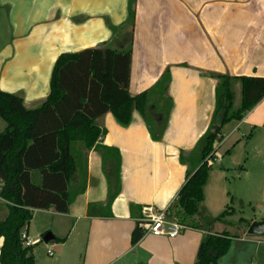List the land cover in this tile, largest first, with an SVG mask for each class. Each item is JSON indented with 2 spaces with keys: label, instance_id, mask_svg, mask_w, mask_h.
<instances>
[{
  "label": "crops",
  "instance_id": "obj_1",
  "mask_svg": "<svg viewBox=\"0 0 264 264\" xmlns=\"http://www.w3.org/2000/svg\"><path fill=\"white\" fill-rule=\"evenodd\" d=\"M128 2L0 0V89L22 94L28 109L39 107L50 95L62 54L120 47L109 24L119 28L126 23ZM167 70L173 107L163 139H152L138 112L128 128L112 113L100 117L97 124L106 132L99 145L121 156V192L110 205L103 155L95 149L85 152L87 187L69 213L36 210L23 233L33 244L37 264L36 247L42 243L53 244V257L58 255L44 264H196L204 239L226 232L234 238L219 264H264V235H250L239 223L264 222V99L242 121L223 129L218 167L212 165L195 218L202 226L175 239L147 234L132 244L143 209L169 210L187 182L188 166L180 156L191 153L211 127L215 75L264 78V0H138L130 94L151 90ZM238 94L240 105V86ZM6 127L0 117V134ZM112 150L104 151L108 159L117 155ZM34 180L39 182L37 174ZM228 207L235 214L225 222L204 224ZM8 215L0 197V222ZM240 215L248 218L232 221Z\"/></svg>",
  "mask_w": 264,
  "mask_h": 264
},
{
  "label": "trees",
  "instance_id": "obj_2",
  "mask_svg": "<svg viewBox=\"0 0 264 264\" xmlns=\"http://www.w3.org/2000/svg\"><path fill=\"white\" fill-rule=\"evenodd\" d=\"M137 2L129 0L128 20L123 26L116 28L109 24L118 38L119 48L105 46L65 53L58 58L50 95L39 107L28 109L22 94L0 89V117L7 125L0 134V197L9 208L8 217L0 222V241L3 240L0 264H37L34 248L25 245L23 233L36 210L69 213L71 205L87 187L85 152L93 149L101 152L104 164L114 168L117 189L111 194L109 204L120 194L121 156L118 150L99 145L106 132L97 124L100 117L112 113L120 126L128 128L134 112H138L152 139L156 142L163 139L173 107L169 97L170 70L151 90L135 97L130 94ZM215 77L218 86L214 119L195 149L188 155L181 154L180 162L188 166L187 182L169 209L171 216L193 229L202 226L195 218L200 215L212 171L209 157L215 159L211 155L215 145L223 140L224 127L242 121L264 99V78ZM237 86L241 87V103L234 109ZM105 150L117 155L108 159ZM35 174L39 182L34 180ZM234 214L228 207L218 218L205 220L204 224L225 222ZM239 223L247 228L251 225L244 219ZM143 226L142 222L138 223L132 235L133 246L145 236ZM233 238L227 232L206 237L196 264H219L230 251Z\"/></svg>",
  "mask_w": 264,
  "mask_h": 264
},
{
  "label": "built area",
  "instance_id": "obj_3",
  "mask_svg": "<svg viewBox=\"0 0 264 264\" xmlns=\"http://www.w3.org/2000/svg\"><path fill=\"white\" fill-rule=\"evenodd\" d=\"M223 140L215 145L217 148L215 147V150L211 155V157L214 156L215 159L210 160L209 157V163L211 165L212 163L219 161L216 153ZM142 214L143 216L141 222L144 225L145 235L149 234L158 237L164 236L170 239H175L188 230V228L184 226L175 216L170 215L169 210L156 211L153 207H146L143 209ZM22 238L27 247H32L33 244L27 240V236L25 234H23ZM50 255H52V253H50Z\"/></svg>",
  "mask_w": 264,
  "mask_h": 264
},
{
  "label": "rangeland",
  "instance_id": "obj_4",
  "mask_svg": "<svg viewBox=\"0 0 264 264\" xmlns=\"http://www.w3.org/2000/svg\"><path fill=\"white\" fill-rule=\"evenodd\" d=\"M240 100V94L237 95L236 97V101H235V105H234V109H236L237 107H239V101ZM214 169L218 167V163H212ZM104 171L106 173L107 179H108V184H109V197H108V203H109V199L111 194L115 193L116 189H117V179H116V174L114 171V168L111 165H107L106 163L104 164ZM240 217H245L243 215L240 216H235L232 218V221H238V219ZM248 218V217H245ZM230 229V228H229ZM231 232H234V229H230ZM52 246V247H51ZM53 244H49L46 245L45 243H42L41 245L36 247V254L38 259L40 260L41 264H44L46 262H51L52 260H54L55 258H57L58 255H55L53 257L54 254V248H53ZM50 253H52V255H50Z\"/></svg>",
  "mask_w": 264,
  "mask_h": 264
},
{
  "label": "water",
  "instance_id": "obj_5",
  "mask_svg": "<svg viewBox=\"0 0 264 264\" xmlns=\"http://www.w3.org/2000/svg\"><path fill=\"white\" fill-rule=\"evenodd\" d=\"M248 234L254 235V236H263L264 235V222L253 223L248 229ZM50 240H52V237L45 238L46 242H49Z\"/></svg>",
  "mask_w": 264,
  "mask_h": 264
}]
</instances>
